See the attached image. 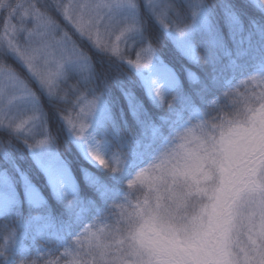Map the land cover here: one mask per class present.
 <instances>
[{
    "label": "snow or ice",
    "instance_id": "1",
    "mask_svg": "<svg viewBox=\"0 0 264 264\" xmlns=\"http://www.w3.org/2000/svg\"><path fill=\"white\" fill-rule=\"evenodd\" d=\"M220 9L231 48L214 9L203 0H0V218L16 217L14 225L5 226L0 264H264V23L249 16L245 29L243 22L250 9L264 14V0H223ZM58 18L134 74L136 79L117 67L116 86L139 126L138 136L121 133L107 78L99 94L81 91L101 76ZM149 22L180 55L211 69L204 79L188 72L189 81L199 85L201 108L159 60ZM114 31L125 46H141L135 60L105 40ZM256 35L260 39L254 42ZM9 60L39 84L49 103L66 106L59 109L65 143L106 173L98 177L82 167L85 180L102 197L111 188L123 192L110 203L106 198L104 211L94 200L72 197L75 183L40 99ZM72 78L75 85L68 84ZM137 86L154 105H167L159 126L134 95ZM173 90L181 92L183 109L174 107ZM21 109L32 116L18 122L13 112ZM193 120L199 122L192 125ZM37 129L43 138H36ZM13 140L24 141L52 195L67 201L58 221L18 165L15 153L21 159L24 153ZM125 183L141 186L144 198L135 207ZM209 189L210 212L202 203ZM137 218L143 221L138 226ZM29 237L35 254L24 243ZM40 241L44 247L36 246Z\"/></svg>",
    "mask_w": 264,
    "mask_h": 264
},
{
    "label": "trees",
    "instance_id": "2",
    "mask_svg": "<svg viewBox=\"0 0 264 264\" xmlns=\"http://www.w3.org/2000/svg\"><path fill=\"white\" fill-rule=\"evenodd\" d=\"M180 2H183V0H180ZM203 2L206 5H208L210 8L214 9L216 13V20L222 27L225 41L230 48L233 47L231 41L228 38L227 28L223 27V21L221 19L222 12L220 9V4L223 2V0H203ZM249 16L253 17L255 20H257L260 23H264V14H261L254 9H250L247 12L246 16L243 18L245 29L248 28ZM2 22H3V16H0V29H2V25H3ZM57 22L60 24L61 28L65 29V31L68 32L69 36L71 37L72 41L76 43L77 47L88 55V57L91 59L96 69V72L101 76V79L96 80L92 84H90L88 86V89L81 88V91L87 93L91 89H97V94H99L101 91L105 90L103 79L107 78V91L110 93V96L108 98L112 102L113 112L116 116L117 123L120 125L121 133L124 135L131 134L133 136H138L140 131L139 126L137 125L136 120L133 118V116L128 110L126 99L122 95L120 89L116 86L117 67L119 68L120 72L125 73L128 76H131L133 79H136L134 74L131 71H129L126 64H121L119 61H117V59L114 56H109L108 54L94 50L84 39L80 38L79 35L76 34L73 31V29L63 21L62 18H58ZM148 35L152 41L154 49L156 50V54L159 56V60L163 61L164 65L170 67L175 72L177 78L181 82L182 91L185 94L191 95L193 104L197 108H201L202 102L200 101L199 96L195 95V92L198 90L199 85L189 81L188 72L191 71L200 79H204L205 74L211 71L209 66L204 64L203 61H201V64L198 65L188 60L186 57L180 55L176 47L170 41V39L166 38L164 34L161 32V30L156 25L151 24V22H149L148 25ZM253 39L255 42L258 41L260 37L259 35H256L254 36ZM140 47L141 46L138 44L132 46L131 45L126 46L123 51V56L126 59L135 60L137 52L140 51ZM7 63H9L21 75V77L28 82L29 87L32 89L33 92L36 93V95L40 99L41 106L47 117L48 129L51 132V134L56 138L57 148L61 153L62 158L67 161L71 175L76 183V189L72 197L74 199H79V200H89V199L94 200V202L97 205V209L99 211H104L105 208L107 207L105 203V199L107 198L108 202L110 203L111 199L122 196L123 192L119 188H111L105 194V196L102 197L96 191V189L91 184H89L88 181L85 180L84 174L80 171L82 167L88 168V170L92 172L93 175H96L98 177H103L106 175V173H104L102 170L92 168L82 159V157H80L78 150L75 149V146L72 143L70 142L65 143V138L67 133L64 131L63 124L59 119V117L63 115V113L59 111V109H62L66 106L58 103H49L48 98L44 95L43 92H41L40 88L34 83V81L29 78L26 71L23 68H21L19 64H17L12 60L7 61ZM158 63L159 61H156V64ZM75 83H76L75 78H72L68 81L69 85H75ZM238 83L239 82H237V84ZM132 91L134 95H136L137 98L140 100V102L144 105V109L153 118V122L157 123V125L159 126V124L161 123L159 117L168 114L167 105L166 104L163 106L154 105L146 97L143 90L138 86L133 87ZM170 95L177 96V101L174 102V107H176L178 110L183 109L184 100L182 98L181 92H179L178 90H174L171 92ZM88 98L91 99V96L89 95ZM168 99L171 100L172 96H169ZM121 110H123L124 113L123 119H121L120 117ZM191 115L192 114L190 112L186 113L185 119H188ZM124 121H127V127H125ZM195 121L196 120H193L192 124ZM29 142L32 141L29 140ZM13 143L16 144V146L19 147L21 151L24 153L22 159L20 158L19 153H15V155L17 156L18 165L21 167L22 170L25 171L33 186L38 190V192L42 195V197L46 201L48 210L50 211L52 217L54 218V221H58L64 214V208L67 204V201H59L52 195L46 183L45 176L34 165V163L31 161L30 156L27 153V150L24 149V141L21 140L17 142L16 140H13ZM116 150L117 149L114 146L112 151L115 152ZM0 166H3L2 161H0ZM17 190L20 194L23 193L22 182H20L17 185ZM124 191L125 192L128 191L126 187V183L124 185ZM22 213L24 217L28 216L27 203L23 205ZM38 214H39L38 211L36 210L32 211V215H38ZM15 220H16L15 216L9 217L7 219L0 218V242H2L3 237L7 235L5 226L14 225ZM24 243L26 246L32 247L33 253L35 254V246L33 245V241L31 237L26 239ZM36 246L44 247V244L42 241H40Z\"/></svg>",
    "mask_w": 264,
    "mask_h": 264
},
{
    "label": "rangeland",
    "instance_id": "3",
    "mask_svg": "<svg viewBox=\"0 0 264 264\" xmlns=\"http://www.w3.org/2000/svg\"><path fill=\"white\" fill-rule=\"evenodd\" d=\"M6 15V14H5ZM16 21H13V23H15ZM66 23V22H65ZM68 25V24H67ZM3 26V25H2ZM70 26V25H69ZM71 27V26H70ZM72 28V27H71ZM73 29V28H72ZM65 31V29H64ZM73 31L75 32V30L73 29ZM76 33V32H75ZM78 34V33H76ZM79 35V34H78ZM119 35V32L118 31H114V33L111 35V36H106L105 37V40L110 42L111 44H118L119 45V48L122 50V52L124 51L125 49V45L123 43H120L117 41V36ZM80 38H82L80 35H79ZM82 39H84L94 50H97L98 52H100L97 48H95L92 44V42H90L87 37H83ZM171 41V40H170ZM172 42V41H171ZM174 45V44H173ZM132 46V45H131ZM175 46V45H174ZM102 53V52H101ZM154 63H156V61H154ZM27 73V72H26ZM28 74V73H27ZM39 88V84L34 82ZM237 86L240 88L241 91H243V85L238 83ZM45 95V94H44ZM46 96V95H45ZM47 97V96H46ZM13 115L17 118V121L19 122L20 120H27L30 116H32V113L30 111H25L23 109L19 110V111H14L13 112ZM199 121H195L192 125H195L196 123H198ZM36 138L37 139H41L43 138V135H42V130L40 129H37L36 130ZM39 136V138H38ZM76 187V186H75ZM74 193V192H73ZM72 193V194H73Z\"/></svg>",
    "mask_w": 264,
    "mask_h": 264
},
{
    "label": "clouds",
    "instance_id": "4",
    "mask_svg": "<svg viewBox=\"0 0 264 264\" xmlns=\"http://www.w3.org/2000/svg\"><path fill=\"white\" fill-rule=\"evenodd\" d=\"M126 187H127V192H125V194H128L130 195V203L133 205V207H135L136 203H137V200H140L142 201L144 196L143 194L141 193V190H140V185L139 184H134L131 188L128 187V185L126 184ZM212 195V192H211V189H209V193L207 196H204L202 197V203L204 205H208L209 208V212L211 211V204H212V200L209 198L210 196ZM127 211V209H126ZM133 216H136V214L133 212L131 213ZM143 221L139 218L136 219V226H138L140 223H142ZM209 239L211 240V237H209Z\"/></svg>",
    "mask_w": 264,
    "mask_h": 264
}]
</instances>
